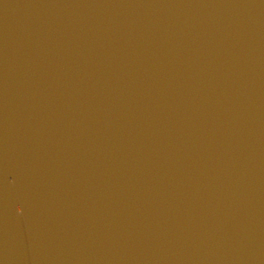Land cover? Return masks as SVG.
Returning <instances> with one entry per match:
<instances>
[{"label":"water","instance_id":"water-1","mask_svg":"<svg viewBox=\"0 0 264 264\" xmlns=\"http://www.w3.org/2000/svg\"><path fill=\"white\" fill-rule=\"evenodd\" d=\"M0 264H264V0H0Z\"/></svg>","mask_w":264,"mask_h":264}]
</instances>
